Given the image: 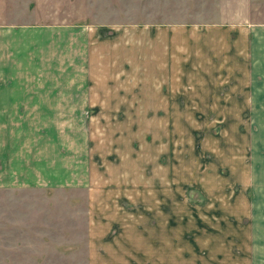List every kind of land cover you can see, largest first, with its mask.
<instances>
[{"label":"rangeland","instance_id":"374dc122","mask_svg":"<svg viewBox=\"0 0 264 264\" xmlns=\"http://www.w3.org/2000/svg\"><path fill=\"white\" fill-rule=\"evenodd\" d=\"M3 10L99 33L108 56L121 52L123 82L153 84L160 103L149 120L92 105L65 122L0 121L10 157L0 264H264L263 116L242 105L227 107L234 119L189 113L174 95L182 57L164 40L184 24L264 22V0H7ZM41 147L56 166L36 167Z\"/></svg>","mask_w":264,"mask_h":264},{"label":"crops","instance_id":"0c3cea01","mask_svg":"<svg viewBox=\"0 0 264 264\" xmlns=\"http://www.w3.org/2000/svg\"><path fill=\"white\" fill-rule=\"evenodd\" d=\"M6 6L7 0H0V7ZM240 24H184L178 34L164 36L182 57L176 73L182 85L174 95L189 113L204 115L201 118L214 114L213 119H234L226 117L227 107L242 105L241 111L249 113V118L262 115L264 120V22ZM100 37L85 25L12 22L4 16V10L3 15L0 12V121L65 122L76 111L88 113L92 105H114L111 110L115 113L140 114L144 116L128 118L149 120L153 114L149 106L160 103L153 96L155 86L149 82L143 86L136 78L123 82L121 52L108 56L110 51ZM192 57L196 58L194 65ZM151 74L153 78L155 71ZM206 81H211L210 86L204 85ZM189 82L193 84L188 86ZM66 133L75 136L71 131ZM44 156L41 147L36 167L56 166V159ZM70 158L75 159L70 152L65 153L62 161L68 165ZM83 158L80 155L77 163L86 167ZM8 160V152L3 151L1 165L5 167ZM32 167L36 170L35 163ZM6 177L0 185L8 181ZM49 182L46 184L53 185Z\"/></svg>","mask_w":264,"mask_h":264}]
</instances>
